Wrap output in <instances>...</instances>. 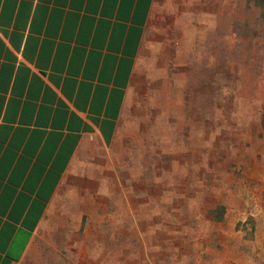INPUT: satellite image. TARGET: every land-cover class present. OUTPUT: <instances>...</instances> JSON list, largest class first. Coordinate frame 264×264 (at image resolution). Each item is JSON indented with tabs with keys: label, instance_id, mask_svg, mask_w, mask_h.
<instances>
[{
	"label": "rangeland",
	"instance_id": "obj_1",
	"mask_svg": "<svg viewBox=\"0 0 264 264\" xmlns=\"http://www.w3.org/2000/svg\"><path fill=\"white\" fill-rule=\"evenodd\" d=\"M262 11L252 0L155 2L115 142L113 195L92 207L115 220H155L140 264H261ZM77 235L51 231L23 264L106 258L107 249L92 255L90 239Z\"/></svg>",
	"mask_w": 264,
	"mask_h": 264
},
{
	"label": "crops",
	"instance_id": "obj_2",
	"mask_svg": "<svg viewBox=\"0 0 264 264\" xmlns=\"http://www.w3.org/2000/svg\"><path fill=\"white\" fill-rule=\"evenodd\" d=\"M155 2L0 0V264H23L51 231L89 238L92 255L108 250L89 264L146 260L155 220L92 207L113 195L115 142Z\"/></svg>",
	"mask_w": 264,
	"mask_h": 264
},
{
	"label": "trees",
	"instance_id": "obj_3",
	"mask_svg": "<svg viewBox=\"0 0 264 264\" xmlns=\"http://www.w3.org/2000/svg\"><path fill=\"white\" fill-rule=\"evenodd\" d=\"M248 1H250V0H248ZM252 1H254L257 5H259V6H261L262 7V17H264V0H252ZM264 126V125H263Z\"/></svg>",
	"mask_w": 264,
	"mask_h": 264
}]
</instances>
